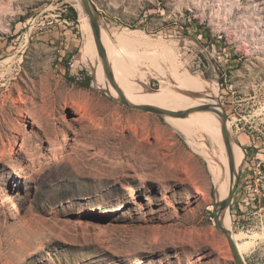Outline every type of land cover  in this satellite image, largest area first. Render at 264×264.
I'll list each match as a JSON object with an SVG mask.
<instances>
[{"label": "rangeland", "instance_id": "374dc122", "mask_svg": "<svg viewBox=\"0 0 264 264\" xmlns=\"http://www.w3.org/2000/svg\"><path fill=\"white\" fill-rule=\"evenodd\" d=\"M92 1L114 76L217 111L181 123L126 106L95 85L99 51L68 17L78 0H0V264H235L215 204L238 166L230 178L202 135L222 130L220 107L242 155L230 229L264 264V0ZM188 75L215 103L174 84Z\"/></svg>", "mask_w": 264, "mask_h": 264}, {"label": "bare ground", "instance_id": "6f19581e", "mask_svg": "<svg viewBox=\"0 0 264 264\" xmlns=\"http://www.w3.org/2000/svg\"><path fill=\"white\" fill-rule=\"evenodd\" d=\"M78 2L80 4V18H79V20H81V28L83 29V31L85 33V36H84L85 37L84 38L85 39V42H84L85 43L84 44L85 50L87 52L90 48H93V47L96 48V50H98L96 40H95V36H94L93 30H92V27L90 25V22H89V18L83 12L80 0H78ZM107 35H108L107 30H105L102 27V36H103L102 38H103V42H104V45L106 47V50H107V45H106V41H107L106 36ZM100 67L105 72V68L103 67V61L101 59V56H100ZM105 74H106V72H105ZM115 78H116L115 80L117 81V84L123 90V92L125 93L127 98L130 100V102H132L134 104H148V105H153V106L163 108L166 110H170V111H182V110L194 108V106H196V105L192 104V102H197L199 99H201V98H193V96L190 97V96H187L185 94H181V93L174 91V90L171 91L168 88H165L159 92L149 91V90H146V91L138 90L134 86H131L130 83H126L125 82L126 78L122 77L120 74L115 73ZM176 81L177 82H174V84H176L178 88L187 90L189 92H199V91L205 90L211 98V103H215V98L213 96V93L211 92L210 87L208 85H206V83L203 80H201L197 77L188 75V76L184 77L183 79H181L180 77H177ZM200 84L203 86L204 90ZM95 85L102 88V89H105V88L108 89V91L114 97L119 96L118 91L113 86V84L111 82H109V80L104 76L103 72L97 71L95 73ZM176 94L177 95L178 94L184 95V98H185V101L187 102V104H185L183 101H181L176 96ZM189 101H192V102H189ZM50 103H51L50 113L54 114L55 120L58 122L59 114H60L59 102H58V100L53 99ZM220 109L222 112L221 107H220ZM207 111L210 114L211 111L210 110H207ZM98 112L105 114L109 119L113 118L112 115L107 114L101 108L98 109ZM200 114L202 115V111L201 112L200 111L191 112L187 117L177 118L176 116H169V115H167V117H169L173 120H176L178 122L184 123V122H187L190 120L193 121L192 119H195L196 117L198 118ZM209 114H208V116H210ZM208 116L202 115V117L205 118L204 120L206 122H210L211 117H208ZM59 124H61V123H59ZM176 128H178V127H176ZM218 128L222 129V120H221V124H220V126H218ZM60 130L61 129H59V126L56 125L52 129L53 132L50 133L49 135L54 136V135L58 134L60 132ZM183 130L186 131V129H183ZM7 131H8L7 126H6L5 122L2 120L1 115H0V136L4 135V133H6ZM203 134H204V137L207 141L211 142L214 146H216L218 148L221 156L223 155V156H226V158H228V159H226L225 157H223L225 163L227 164V162H228V166H227L228 168L225 169L224 171H225V173H227L229 175L230 178L234 179V176H236V170L234 173L231 170L230 154H229L228 146H227V144L223 138L222 130L218 131V132L212 131V130H207L206 132H204V130H203L202 135ZM195 139L199 140L198 138H195ZM118 140H119L118 135L115 132H111L105 138L102 137L100 139V141L97 142V145L105 146V147H114ZM232 145L233 146L231 148V151L233 154V160L235 163V168L238 166V173H240V170H241L240 160H242V155L238 152L240 145L234 141H233ZM144 152H145V156L147 158V162L151 161V158H149V149L147 147L144 148ZM210 162H211L210 163L211 166L213 167V164H215L217 166L219 172H220L217 174L216 172L213 171V173L215 174V177H216V184H217L218 188L221 190L224 188V186L226 184L223 180L224 176L222 173L223 162L221 160H218V159H210ZM215 162H217V163H215ZM236 162H237V165H236ZM146 166L149 167V164H147ZM236 179H237V176H236L235 180L232 182V185L230 186V188L227 191H225L224 194L218 198L219 201L224 200L229 196L230 191L232 190V188L236 182ZM217 213H218V217L223 222L224 226L230 229V217H231L230 210L227 209L224 212H220V210H218ZM233 238L235 240V245H236L239 253L243 256L244 253L246 252L247 248H248V243H243V244L238 243L239 235L233 234Z\"/></svg>", "mask_w": 264, "mask_h": 264}, {"label": "water", "instance_id": "95a60500", "mask_svg": "<svg viewBox=\"0 0 264 264\" xmlns=\"http://www.w3.org/2000/svg\"><path fill=\"white\" fill-rule=\"evenodd\" d=\"M81 2V6L83 9V12L88 16L89 18V22L90 25L92 27L94 36H95V40H96V44H97V48L99 51V54L101 56V59L103 61V67L105 68V72H106V77L108 78V80L113 84V86L116 88V90L119 93V100L125 104L126 106L130 107V108H137V109H141V110H145V111H150L156 114H161V115H169V116H176V117H187L191 112L194 111H207V110H215L216 106L215 105H210V104H205V105H201V106H197L194 108H190L187 110H182V111H170V110H166L163 108H159L153 105H148V104H134L132 102H130V100L127 98V96L125 95V93L123 92V90L119 87V85L117 84V81L115 80V76L113 74V68L111 65V62L109 61L108 58V54H107V50L106 47L104 45L103 42V36H102V24H101V19H100V14L98 13L97 8L95 7L94 3L92 0H80ZM197 93H193L192 96H197ZM219 114L221 115L222 118V133H223V138L228 146V150H229V154H230V160H231V170L234 173L236 168H235V163L233 160V154L231 151L232 148V144H233V139H232V135L228 129V123H227V116L224 112V109L222 108V112H219ZM239 177V173H237V179ZM237 179L236 182L232 188V190L230 191L229 196L221 201H217L215 204V216L218 220V226L219 228L224 232V234L226 235V237L229 240L231 249H232V253H233V257L235 260V264H247V262L245 261L244 256H242L236 245H235V240L233 238V232L231 231V229L227 228L224 226L223 222L220 220V218L218 217V210H220V212H224L225 210H230V205L233 199V195L235 193L236 190V186H237Z\"/></svg>", "mask_w": 264, "mask_h": 264}, {"label": "trees", "instance_id": "16d2710c", "mask_svg": "<svg viewBox=\"0 0 264 264\" xmlns=\"http://www.w3.org/2000/svg\"><path fill=\"white\" fill-rule=\"evenodd\" d=\"M69 14H68V17L72 20H74L75 22H78V19H79V13H78V10L74 7V6H69ZM193 23H195L196 25V28L197 29H201L202 26H200V24L198 23L197 20H194ZM68 63V60H64V65L69 68V65L67 64ZM84 85H87V84H84Z\"/></svg>", "mask_w": 264, "mask_h": 264}]
</instances>
